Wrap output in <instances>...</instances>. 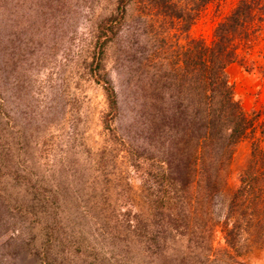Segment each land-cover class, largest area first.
Segmentation results:
<instances>
[{
	"label": "rangeland",
	"instance_id": "374dc122",
	"mask_svg": "<svg viewBox=\"0 0 264 264\" xmlns=\"http://www.w3.org/2000/svg\"><path fill=\"white\" fill-rule=\"evenodd\" d=\"M167 1L130 0L104 46L111 112L89 62L117 0H0V264H264V0ZM243 1L241 25L219 41ZM225 42L228 84L211 92L195 51ZM207 94L248 127L215 128L177 212H156V160L170 139L194 152ZM163 110L176 111L173 128ZM251 158L262 180L244 212L237 171Z\"/></svg>",
	"mask_w": 264,
	"mask_h": 264
},
{
	"label": "trees",
	"instance_id": "16d2710c",
	"mask_svg": "<svg viewBox=\"0 0 264 264\" xmlns=\"http://www.w3.org/2000/svg\"><path fill=\"white\" fill-rule=\"evenodd\" d=\"M129 1L130 0H117V13L111 14L98 23L92 59L89 62L90 74L92 78L97 83H100L101 87L103 88L104 95L110 108L109 111L111 112H115L118 109L117 95L112 83L106 77L105 71H103L104 67L101 63L102 51L107 42L115 37L118 27L120 26L123 19L125 6ZM150 1L163 8L168 7L169 5H174L173 2H168L167 0ZM198 1L199 2H197V4L199 3L200 6L208 0ZM248 7V3L243 1L242 4L237 7V9L229 16L227 21L219 24L217 29L219 41L226 40L228 38L227 32L230 29H234L235 27L241 25V21L244 19V15L247 13ZM225 47L226 42L225 44H221L219 49L215 52L210 49H206L205 47H200L199 51H195L197 56H200L201 59L204 60H202V67L199 66V74H196V77L199 78L198 76H200L202 69V72L204 73L202 77L207 78L208 86H211L212 88L213 85L212 89L208 88V90L211 92L214 91L215 84L219 82L222 83L220 85H225V83L228 84L224 68L229 62L234 60L235 54L230 50H225ZM205 53L207 54V57ZM205 60L212 62L210 67L204 63ZM183 63L187 75L192 73L194 70L196 71L197 65L194 60L192 48H188L183 52ZM208 67L210 70H208V74L205 75ZM187 79H189L190 82L193 80L191 76H189ZM227 93L228 94L225 96L226 103L229 101L230 89L229 91L227 90ZM213 98L214 96H209L207 94V99L206 101H203L202 109L199 111V113H201V115H199V133L196 136L197 147L194 149V152H188L185 150L183 151V154H180L179 149L177 148L178 143L170 139V141L167 143L166 153L163 154L164 156H162L161 159L156 160V164L160 167L158 180L161 185L157 190L158 194L153 201V209L156 210V212L166 214L169 212L172 214L177 212L179 196L180 193L183 192L184 188L188 185V179L190 177V173H192L191 169L194 167H197L198 169L203 166L204 163H206L207 154L204 149L206 146L205 142L212 141L215 128H223L224 124H226V128H228L232 123L230 135L233 137L240 136L248 127L249 123L246 122L245 118L238 117V113L235 121L232 118L229 119L231 122H228L223 114L216 110V107H213ZM221 108H223V106H221ZM161 112L163 113L161 114L162 116L159 117V115H157L160 119V125L173 128L177 122L176 111H169V114H167L165 110ZM187 124L188 123L186 122V125ZM257 162L258 161H256V159L251 158L237 171V174L240 177L238 194L243 200L244 212H246L254 203V200L258 194V190L260 189V182L262 179H260V170Z\"/></svg>",
	"mask_w": 264,
	"mask_h": 264
}]
</instances>
